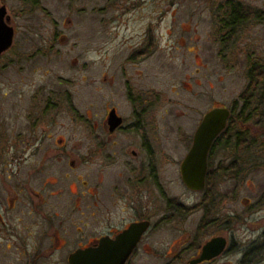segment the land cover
<instances>
[{
  "label": "rangeland",
  "instance_id": "obj_1",
  "mask_svg": "<svg viewBox=\"0 0 264 264\" xmlns=\"http://www.w3.org/2000/svg\"><path fill=\"white\" fill-rule=\"evenodd\" d=\"M240 1L264 12V0ZM0 6H5L14 31L11 47L0 55V125L4 131L0 145H17V133L25 124L19 118L17 98L21 93L22 107L26 106L28 96L41 85L66 90L70 99L67 116L60 112L55 121L60 130L68 132V141L77 142L80 132L94 130L99 124L110 99L105 85L102 100L97 99L95 81L101 78L103 83L106 78L108 83L113 78L115 84L123 85L126 78L119 67L126 66L130 82L147 83L150 90L162 95L163 117L158 122L169 136L167 159L184 158L207 110L236 106L238 113L244 104L240 96L245 94L250 99L243 110L248 120L242 128H248L244 133L249 141L256 139L248 155L264 162V19L237 27L225 42L220 41L225 31L218 32L210 21L203 11L209 4L203 0H0ZM144 31H148L145 39L141 37ZM146 38L154 45L148 60L125 65L127 48ZM110 100L121 103L117 95ZM78 114L84 116V122ZM234 152L230 147L215 150L213 161L240 162L242 154L234 156ZM176 168H164L167 194L189 205L196 196L178 183ZM263 182L257 171L243 184L233 179L221 183L219 192L228 195L222 202H227L225 210L233 215V236L238 244L228 257L229 264L241 258L239 249L246 251L251 242L264 239L262 215L256 212L260 206L254 203ZM249 210L254 212L249 214ZM193 218H175L151 230L146 247L141 246L129 264H184L190 248L199 243ZM263 243L247 264H264ZM2 247L0 264H24L15 262L13 250L5 252ZM59 257L54 255L40 264H58Z\"/></svg>",
  "mask_w": 264,
  "mask_h": 264
},
{
  "label": "flooded vegetation",
  "instance_id": "obj_2",
  "mask_svg": "<svg viewBox=\"0 0 264 264\" xmlns=\"http://www.w3.org/2000/svg\"><path fill=\"white\" fill-rule=\"evenodd\" d=\"M203 1L209 4L203 11L218 27V32L225 31L220 41H226L230 35L228 25L234 13L230 3L238 6L239 16L243 18L250 16L249 11L259 15L263 12L240 0ZM253 20L244 19L245 23ZM148 31L141 37L145 39ZM153 47L147 38L131 44L126 54L121 52L126 55L124 64L144 63L153 53ZM119 69L126 78L123 85L115 84L113 78L108 83L104 78L102 83L99 78L95 81V92L101 101L102 85H105L110 99L117 95L121 103L106 101L99 124H95L94 130L80 132L77 142L68 141V132L60 130L55 121L60 112L66 113L70 100L66 90H50L41 85L28 96L23 107L24 98L19 94V118L25 124L17 133L16 146L0 145V245L5 252L13 250L18 263L40 264L57 255L61 256L56 259L58 264H69L72 253L90 248L113 249L132 225L147 223V229L124 263L129 264L134 253L141 246L146 247L145 240L151 230L175 218L194 216L195 239L199 243L190 248L191 255L183 263L229 264L228 257L238 244L233 236V215L225 210L227 202H222L227 201L228 195L219 192V188L228 179L243 184L257 171L264 181V162L248 155L251 140L250 147L240 149L242 158L237 163L214 162L215 150L212 152L211 145L204 186L200 191L189 189L182 181L181 164L203 115L210 109L202 115L184 158L173 162L172 156L166 158L165 142L169 136L158 122L163 117L162 95L150 90L147 83L130 82L126 66ZM77 116L84 122L82 114ZM3 132L0 125V138ZM169 165L177 167L178 183L196 196L189 205L167 194L164 168ZM245 202L252 206L250 199ZM254 203L264 206V186L259 188ZM260 207L256 212L262 215L261 229L264 208ZM250 211L249 214L254 212ZM214 239L223 243V248L212 258L198 261L204 246ZM259 239L251 242L246 251L239 249L241 258L235 260L236 264H247L250 257L261 251L264 239ZM66 251L70 253L65 255Z\"/></svg>",
  "mask_w": 264,
  "mask_h": 264
},
{
  "label": "water",
  "instance_id": "obj_3",
  "mask_svg": "<svg viewBox=\"0 0 264 264\" xmlns=\"http://www.w3.org/2000/svg\"><path fill=\"white\" fill-rule=\"evenodd\" d=\"M8 22L6 8L0 6V54L7 51L12 44L14 31ZM229 117L230 110L225 107H215L203 115L194 133L191 148L181 164L182 181L189 189L200 191L203 188L207 153L214 140L225 129ZM147 227V223L132 225L119 237L113 249L78 250L69 256V264H124ZM222 248L223 243L217 239L210 241L204 246L198 261L212 258Z\"/></svg>",
  "mask_w": 264,
  "mask_h": 264
},
{
  "label": "trees",
  "instance_id": "obj_4",
  "mask_svg": "<svg viewBox=\"0 0 264 264\" xmlns=\"http://www.w3.org/2000/svg\"><path fill=\"white\" fill-rule=\"evenodd\" d=\"M230 7H232L234 9V13L233 15H231L230 17V23L228 25V29H229V37L232 36L233 32L236 31V28L239 27L237 24L241 23L244 24L245 21L249 20V19H264V13L261 12V14H256L253 11H249L250 16L245 15L244 18L243 16H239V12H238V6L237 5H233V3H230ZM260 16V17H259ZM245 19V21H244ZM229 39V38H228ZM228 39L225 41L227 42ZM251 69H254L253 72H258L260 73V75H263V71H261L259 69V71H257L258 69H256V67H252ZM252 95V94H251ZM241 99H243V106L241 108V110L236 113L235 108L233 107L231 109V115L228 119L227 125L225 127V129L218 135V137L214 140L213 144H212V152L214 150H218V149H226V148H232L234 152V156L240 154V149L243 147H250L249 145V140L246 137L244 131L248 130V128L243 127V124L246 123V121L248 120L247 116H244V111L248 106H249V99H247V97L245 98V94H242L240 96ZM255 138H251L252 141V145L254 144L253 142H255ZM222 147V148H221ZM237 153V154H236ZM236 161V160H234Z\"/></svg>",
  "mask_w": 264,
  "mask_h": 264
}]
</instances>
